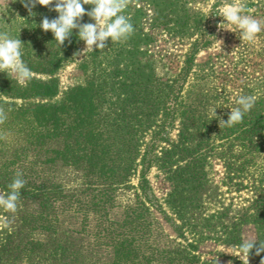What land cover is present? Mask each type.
<instances>
[{"label":"trees","instance_id":"16d2710c","mask_svg":"<svg viewBox=\"0 0 264 264\" xmlns=\"http://www.w3.org/2000/svg\"><path fill=\"white\" fill-rule=\"evenodd\" d=\"M84 7L91 10L92 6ZM72 45V41H65L58 53L35 65L25 57L23 60L32 71L52 73L64 60ZM199 48L200 43L194 45V55ZM98 50L91 52L89 57H95ZM91 61L89 59V63ZM87 63L85 60L83 65L88 66ZM187 76L188 72L184 71L166 85L167 93L162 105L158 107L163 119L154 132L151 147L145 152L143 159L149 164L158 161L164 167L166 180L172 188L168 200L171 209L175 210L178 219L192 227L204 222L207 229L214 226L212 217L204 216L208 204L219 202L216 200L217 189L208 176L207 168L211 167V159L216 158L222 162L225 177L230 181L236 178L249 181L254 195L251 204L253 213L241 214L237 217L238 221L230 223L225 230L230 228L227 241L240 243V223L252 218L259 231L255 246L258 247L260 241H264V113L259 109V104L255 103L245 113L241 123L220 128L219 119L227 121L231 109L239 106L236 103L238 98L231 101L223 88L218 89L212 81L207 80L210 74L204 71L192 83L186 82ZM32 82L44 89V95L52 94L56 87L52 81L34 79ZM103 84L108 83L87 81L84 86L70 88L58 106L38 104L6 111L7 120L4 123L7 124L8 133H0L5 137L0 139V186L8 192V185L17 171L21 172L26 183L20 190L19 201H37L39 210L36 211L37 215L28 214L24 206L22 209L18 205L17 217L21 224L15 229L0 231V264H207L200 261L192 250H188L176 238L166 234L145 202L136 200L135 203L123 205L117 201L116 186L123 183L122 180L136 156L135 151L133 154L131 150L135 134L133 130L136 126L145 129L150 123L147 118L129 116V108H136V105L130 104L122 106L119 120L107 122L102 117L103 108L97 98L98 95H103ZM0 89L5 98L27 94L26 87L19 85L8 75H3L0 79ZM131 89L136 92L135 88ZM74 100L84 102V108L89 111L85 114L88 118L79 117L65 127L64 121H60L59 115L55 113L64 108L67 101ZM139 100L142 101L140 97ZM142 108L143 106L141 110ZM214 109L217 118L213 116ZM175 120H179L180 124V144L165 150L160 156L156 155V146L167 139L169 128ZM90 124L92 129H89ZM108 125L112 127L110 131ZM2 129L3 126H0V132ZM47 139L62 140L65 150L69 148L73 153L76 151L77 157L74 156L73 159L86 162L82 167L85 179L81 189L67 190L61 183L54 185L46 181L50 169L43 167L42 170H37L26 165L30 160L28 153L34 151L38 154L44 149ZM90 139L95 141L93 145ZM68 140L69 143H66ZM78 149H84V152L78 154ZM62 151L64 150L51 149L53 154ZM122 151L127 156L124 157L126 160L121 170H117L114 163H106L113 162L115 157L120 158ZM32 162L33 160L29 163L33 164ZM142 189L145 191L143 187ZM86 190L96 191V194L86 199ZM47 197L55 201L62 200L67 205H86L88 210L93 211V219L103 222L98 225L99 231L94 233L93 241L84 240L85 235H82L87 219L79 226L80 229H76L74 223H68L64 218L59 220L56 212H51L56 217L52 223L49 221L44 225L46 231L43 236L32 237L26 231V225L30 227L34 220L28 217L37 216L42 219V215H49L46 212ZM59 207L60 205L57 209ZM160 210L173 229L179 235L182 234L176 220L170 218L163 209ZM78 212L82 213L81 210ZM226 213L223 209L215 223L220 222L224 226ZM191 247L195 249L193 245ZM255 247L249 256L260 263L264 259V252L257 256Z\"/></svg>","mask_w":264,"mask_h":264},{"label":"rangeland","instance_id":"374dc122","mask_svg":"<svg viewBox=\"0 0 264 264\" xmlns=\"http://www.w3.org/2000/svg\"><path fill=\"white\" fill-rule=\"evenodd\" d=\"M226 2L233 3L238 0H226ZM244 2L250 10L249 14L264 20V0H244ZM223 3L225 0H129L122 14L130 18L135 32L127 41L112 43L109 38L106 48L98 50L95 57L91 55L89 57L91 52L75 56V53L83 52L85 44L79 40L78 30L74 29L70 37L73 45L55 71L52 73L32 71L33 78L24 86L27 94L20 97L5 98L0 89V104L6 111L38 104L58 106L63 102L65 93L70 88L84 86L87 81H96V84L105 81L108 84H103V95H98L97 98L103 108L102 117L107 122L113 119L119 120L122 106L130 104L136 105V108H129V116H138L137 118L141 116L149 119L148 123H150L145 129L143 128L144 130L137 126L133 130L135 134L131 150L133 154L135 151L136 156L125 179L122 180L123 183L116 186L117 201L123 205L135 203L136 200L145 202L162 230L176 238L188 250H192L200 261L207 264H229V261L232 264H243L238 257L239 246L245 238H255L258 241L257 226L252 218L241 222L240 243L236 244L227 241L230 228L225 230V227L238 221L237 217L241 214L253 213L251 204L254 195L250 187L251 183L239 178L230 181L225 177L222 162L216 158L211 159V167L207 168L208 176L217 189L216 200L219 202L208 204L204 216L212 217L214 226L212 229H207L204 222L192 227L178 219L175 210L171 209L168 200L172 188L170 182L166 180L164 167L158 161L149 164L143 159L145 152L151 147L154 132L163 119L158 107L162 105L167 93L166 85L184 71L188 72L186 82L189 83L194 82L201 71L210 74L207 80L212 81L218 89L223 88L227 93L226 96L233 102L240 95L254 96L255 103L259 104V109L264 113V31L259 33L254 41L248 42L239 38L238 30L234 26L221 25V27H232L236 32L220 28L219 25L224 21L217 13ZM33 12L36 15L29 16L28 10L20 0H9L8 6L6 0L0 2V24L10 25V34L14 38L19 37L24 43L23 57L35 65L45 58L54 56L59 52L60 47L50 31L45 32L39 27L43 17L46 16L51 20L57 18L58 13L40 5H37ZM81 23H94V21L85 15ZM218 40L222 41V44ZM197 43H200V48L194 55L192 49ZM89 59H92L90 63ZM85 60L88 61V66L83 65ZM3 75L7 73L0 72V79ZM10 77L17 81L14 77ZM34 79L42 82L52 81L56 85L54 92L50 95L42 94L44 89L33 83ZM131 88H135L136 92ZM82 103L84 102L79 100L67 101L66 106L55 113L59 115L60 121H64L65 127L79 117L88 118L85 114L89 111ZM141 106H143L142 110ZM28 123L31 124L30 121ZM0 126H3L2 130H6H1L0 133H8L6 123ZM88 126L92 129L91 124ZM107 128L110 131L112 127L108 125ZM179 133V120H175L169 128L167 139L156 146V155L160 156L165 150L179 145ZM90 140L93 145L95 141ZM66 143H69V140ZM63 147L62 140L47 139L44 149L38 154L34 151L28 153L29 162L33 160V164L27 162L26 165L33 166L32 168L37 170H42L43 167L50 169L46 181L54 185L61 183L67 190L81 189L85 179L82 167L86 162L73 159L74 156L77 157L76 151L73 153L69 148L65 150ZM52 148L64 151L53 154ZM83 152L84 149L77 150L78 154ZM125 153L122 151L120 158L115 157L113 162L106 161V163H114L117 170H121L126 160L124 157L127 156ZM0 193L7 191L0 186ZM93 194L95 195L96 191L86 190L84 196L89 199ZM45 203L49 215H42V219L37 216L28 217L34 222L30 227L26 225V231L34 238H41L46 231L44 225L49 221L52 223L56 217L51 212H56L59 220L64 218L68 223H74L76 229H80L79 226H82L87 219L83 225L86 228L82 230L86 241H93L94 233L99 231L98 225L103 223L93 219L94 213L88 210L86 205H67L62 200L55 201L50 197L45 199ZM19 204L22 209L24 206L28 214L37 215L36 211L39 210L37 201L29 200L25 203L18 201ZM58 205L60 207L57 209ZM160 209L176 220L182 234L179 235L173 229ZM223 209L227 211L224 226L220 222L215 223L219 220L217 216ZM18 214L17 211L10 213L0 208V218L6 220L9 225L0 227V231L12 230L20 225ZM65 214L67 216H63ZM191 245L195 247L194 250ZM249 264L260 263H256L249 256Z\"/></svg>","mask_w":264,"mask_h":264},{"label":"clouds","instance_id":"9594fccd","mask_svg":"<svg viewBox=\"0 0 264 264\" xmlns=\"http://www.w3.org/2000/svg\"><path fill=\"white\" fill-rule=\"evenodd\" d=\"M20 2L28 10L29 16L36 15L33 9L37 5L58 13V17L51 20L46 16L43 17L39 27L45 32L50 31L59 47L66 40L70 41L73 30L77 29L78 38L84 42L85 48L82 53H75V56L94 51V46L95 49H105L109 38L112 43L127 41L135 32L130 18L122 14L128 6L129 0H20ZM6 4L8 6L9 0H6ZM84 5H91V10L86 11ZM249 11L244 0L233 3H228L225 0L217 13L224 21L219 27L233 31L232 27H221V25L234 26L238 30L241 40L254 41L258 34L264 31V20L254 17L249 14ZM85 15L91 18L94 23H81ZM17 17L19 16L17 15ZM218 41L222 44V41ZM23 46L24 43L19 37L14 38L10 34V25L0 24V72L14 77L19 85L26 86L33 78V72L23 60ZM236 103L239 106L231 109L227 121L219 119L220 128L241 123L245 113L254 107L255 97L240 95ZM213 116L217 118L215 109ZM6 120L7 112L0 105V125ZM4 138V135L0 134V139ZM22 175L17 171L15 178L8 185L9 191L0 193V208L6 212L15 213L17 211L18 201L21 197L20 190L26 183ZM0 221H2L0 227L9 226L3 218H0ZM256 242L255 238H245L239 246L240 255L238 257L243 264H249V254L256 246ZM262 252H264V241H260L259 246L255 247L257 256ZM229 264L232 262L229 261ZM260 264H264V259H261Z\"/></svg>","mask_w":264,"mask_h":264}]
</instances>
